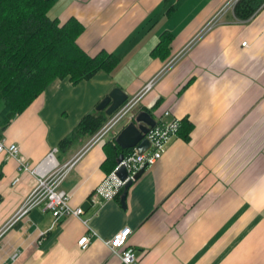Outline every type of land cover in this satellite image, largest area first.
<instances>
[{"label": "crops", "instance_id": "obj_1", "mask_svg": "<svg viewBox=\"0 0 264 264\" xmlns=\"http://www.w3.org/2000/svg\"><path fill=\"white\" fill-rule=\"evenodd\" d=\"M226 1L52 0L50 16L82 24L76 43L86 54L105 51L119 62L75 84L54 79L0 131L30 168L53 147L59 164L73 161L59 188L81 209L55 222L39 206L13 218L35 174L0 157V264H117L103 240L124 227L136 264H264V4L246 19L224 11L112 133L58 147L113 87L126 99L140 91ZM163 32L170 37L164 59L151 55ZM140 111L156 123L186 119L187 137L168 136L126 189L123 207L122 188L92 202L116 165L111 138ZM83 235L88 244L80 248Z\"/></svg>", "mask_w": 264, "mask_h": 264}, {"label": "trees", "instance_id": "obj_2", "mask_svg": "<svg viewBox=\"0 0 264 264\" xmlns=\"http://www.w3.org/2000/svg\"><path fill=\"white\" fill-rule=\"evenodd\" d=\"M263 2L237 0L234 15L246 19ZM51 6L52 0H0V131L54 79L68 76L75 84L98 69L109 72L119 62L114 54L105 51L86 54L76 43L82 24L73 16L64 21L50 16ZM160 38L151 55L164 59L170 37L163 32ZM108 116L93 108L58 142V147L67 149L74 138L92 135ZM190 127L183 119L176 133L186 138ZM111 139L110 153L116 163L118 153L127 155L132 150L122 151L115 145L114 137Z\"/></svg>", "mask_w": 264, "mask_h": 264}, {"label": "built area", "instance_id": "obj_3", "mask_svg": "<svg viewBox=\"0 0 264 264\" xmlns=\"http://www.w3.org/2000/svg\"><path fill=\"white\" fill-rule=\"evenodd\" d=\"M237 0H227L225 4L217 10L203 25L199 32L178 52L173 54L171 58L165 62L160 71L147 82L140 91L125 99L107 118L98 131L88 141V145L100 140L104 135L112 133L116 126L136 107L137 102L142 95L157 81V79L168 70L186 51L189 47L203 34L208 32L221 21L220 18L224 11L233 9ZM264 2L262 3V5ZM245 45V42L241 43ZM179 121L177 119L155 124V126L147 133V138L150 142L149 148L143 153H137L135 149L116 163L113 170L108 173L101 182L94 188L90 195V200L96 202L99 197L111 199L115 197L123 184L127 180H133V175L138 170L145 168L147 165L154 163L161 153L164 151V146L168 136L176 133ZM56 148H51L44 159L36 166L30 168L24 159V156L18 153V146L14 142H5L0 138V157L4 159L13 158L17 163V170L35 174L34 186L26 194L18 209L13 215V218L20 217L26 214L30 209L39 206L42 210L49 211L53 221L58 217L65 215H73L78 217L81 213L79 207L71 208L68 204L69 193L59 188L67 171L73 164V161H67L59 164L54 156ZM122 166L126 175L120 179L115 175V170ZM129 228L124 227L118 230L111 238L103 240V243L109 251L117 257V264H136L135 253L132 248L126 247L125 242L129 234ZM119 241V243H117ZM88 244V236L83 235L77 240V245L80 248H85Z\"/></svg>", "mask_w": 264, "mask_h": 264}, {"label": "water", "instance_id": "obj_4", "mask_svg": "<svg viewBox=\"0 0 264 264\" xmlns=\"http://www.w3.org/2000/svg\"><path fill=\"white\" fill-rule=\"evenodd\" d=\"M126 95L118 88L113 87L107 95H105L95 106L96 110H103L106 115H110L124 100ZM156 122L145 111L137 112L132 116L131 120L123 125L116 133L114 138L115 145L122 151L127 149H135L137 153H143L149 148L150 142L147 138V133L155 126ZM124 156L123 152L118 153L116 163ZM144 168L138 170L133 175L135 180ZM115 175L123 179L126 175L125 169L120 166L115 170ZM133 180H127L119 194V202L124 206L125 191Z\"/></svg>", "mask_w": 264, "mask_h": 264}, {"label": "snow or ice", "instance_id": "obj_5", "mask_svg": "<svg viewBox=\"0 0 264 264\" xmlns=\"http://www.w3.org/2000/svg\"><path fill=\"white\" fill-rule=\"evenodd\" d=\"M117 243H119V241H117Z\"/></svg>", "mask_w": 264, "mask_h": 264}]
</instances>
